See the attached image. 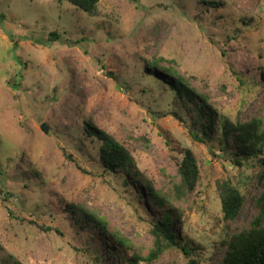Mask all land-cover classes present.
<instances>
[{"label":"rangeland","instance_id":"1","mask_svg":"<svg viewBox=\"0 0 264 264\" xmlns=\"http://www.w3.org/2000/svg\"><path fill=\"white\" fill-rule=\"evenodd\" d=\"M209 1L99 0L94 17L66 0H0V264L146 256L151 218L160 216L149 195L138 197L147 182L169 197L180 215L173 231L191 250L171 247L139 264H218L229 237L249 227L264 189V152L237 165L217 133L193 139L192 112L147 75L153 58L175 60L231 121L264 118V0ZM86 121L126 147L135 169L105 171ZM186 151L198 166L196 185L170 196ZM226 179L245 198L230 223L217 188ZM81 212L104 218L131 247L123 253Z\"/></svg>","mask_w":264,"mask_h":264},{"label":"trees","instance_id":"2","mask_svg":"<svg viewBox=\"0 0 264 264\" xmlns=\"http://www.w3.org/2000/svg\"><path fill=\"white\" fill-rule=\"evenodd\" d=\"M71 5L81 9L89 16H97V4L99 0H66ZM209 3L217 4L216 0ZM56 38V37H55ZM52 40V38H49ZM164 58L152 59L149 61L147 75L154 79L163 81L168 87L169 92L177 95L179 101L186 106V109L194 115L192 124L196 127V131H191L193 139L204 141L205 138H211L215 133L218 134L219 143L222 150H227L228 145L234 147L231 152L234 163L240 165V159L245 160L254 158L264 152V118L260 116H252L250 119L238 122L231 121L226 115L219 113L209 102V95L194 86L192 78L181 73L176 68L175 60L168 61L167 65H163ZM83 129L85 133L92 137L98 143V154L102 166L105 171L115 174L122 173L118 169L131 171L133 168V157L113 135L96 127L91 122H84ZM263 171L261 177H264V158L261 159ZM0 175L2 170L0 168ZM177 176L180 182L174 184V193L185 195L192 192L198 178V166L190 151H186L184 158L177 167ZM137 179V176L134 175ZM125 184H128L124 180ZM264 185V184H263ZM218 193L221 202V211L223 220L228 223L233 222L241 212L244 206V195L232 184L228 179L217 184ZM149 195L152 204L160 211L158 218L152 217L153 224L151 233L153 234V247L146 256L139 254H131L128 258L126 255L119 256L120 260L126 264H139L140 261L151 262L159 258L164 250L171 247H180L183 252L188 255L191 250L189 245L181 242L178 235L173 231L176 222L180 221V215L174 213L173 206L168 201L169 197L159 192L148 182L144 186V190H139V196ZM168 198V199H167ZM168 203V205H166ZM258 206V214L250 221L248 228L238 233H233L226 241V250L218 264H264V189L256 202ZM173 211V212H172ZM67 212L75 216L72 208H68ZM157 217V216H156ZM81 219L87 222L91 221V229L107 234L110 241L115 243L119 250L131 247L129 239L118 233H110L107 229V223L104 218L98 215H92L89 212H81ZM109 248V252H115ZM186 264H199L198 260L189 258Z\"/></svg>","mask_w":264,"mask_h":264},{"label":"water","instance_id":"3","mask_svg":"<svg viewBox=\"0 0 264 264\" xmlns=\"http://www.w3.org/2000/svg\"><path fill=\"white\" fill-rule=\"evenodd\" d=\"M41 129H42L44 132H47V127H46L45 123H43V124L41 125Z\"/></svg>","mask_w":264,"mask_h":264}]
</instances>
